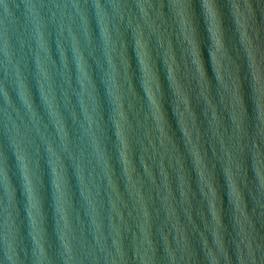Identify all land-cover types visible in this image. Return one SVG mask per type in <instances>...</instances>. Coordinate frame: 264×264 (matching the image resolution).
I'll return each instance as SVG.
<instances>
[{"label":"water","instance_id":"obj_1","mask_svg":"<svg viewBox=\"0 0 264 264\" xmlns=\"http://www.w3.org/2000/svg\"><path fill=\"white\" fill-rule=\"evenodd\" d=\"M118 6L79 264H264V0Z\"/></svg>","mask_w":264,"mask_h":264},{"label":"snow or ice","instance_id":"obj_2","mask_svg":"<svg viewBox=\"0 0 264 264\" xmlns=\"http://www.w3.org/2000/svg\"><path fill=\"white\" fill-rule=\"evenodd\" d=\"M3 0H0V3H2ZM142 3H148L149 0H141ZM182 2V0H173L174 4H180Z\"/></svg>","mask_w":264,"mask_h":264},{"label":"clouds","instance_id":"obj_3","mask_svg":"<svg viewBox=\"0 0 264 264\" xmlns=\"http://www.w3.org/2000/svg\"><path fill=\"white\" fill-rule=\"evenodd\" d=\"M2 3H3V2H2ZM4 7H5V9H7V4H4ZM96 7L99 8L100 5L97 4ZM114 7H117V8H118L119 6H118V5H114ZM205 8L207 9V5H205Z\"/></svg>","mask_w":264,"mask_h":264}]
</instances>
